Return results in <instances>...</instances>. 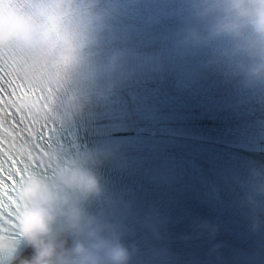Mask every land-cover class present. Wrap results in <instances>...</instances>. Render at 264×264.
<instances>
[{
	"label": "clouds",
	"instance_id": "1",
	"mask_svg": "<svg viewBox=\"0 0 264 264\" xmlns=\"http://www.w3.org/2000/svg\"><path fill=\"white\" fill-rule=\"evenodd\" d=\"M206 39L256 81H264V0H192ZM101 0H0V49L21 78L86 77L108 71L96 56L107 20ZM119 54H113V57ZM70 106L79 108L78 98ZM102 150L28 158L0 211V264H129L117 225L92 204L104 194L95 165Z\"/></svg>",
	"mask_w": 264,
	"mask_h": 264
},
{
	"label": "snow or ice",
	"instance_id": "2",
	"mask_svg": "<svg viewBox=\"0 0 264 264\" xmlns=\"http://www.w3.org/2000/svg\"><path fill=\"white\" fill-rule=\"evenodd\" d=\"M16 87H23L18 81L4 79L0 81V95L5 92H11ZM14 164L18 165V162L8 160L5 158L3 162H0V199L4 201L8 206L11 204L9 197H11L15 190V185L18 182V175L13 170Z\"/></svg>",
	"mask_w": 264,
	"mask_h": 264
}]
</instances>
